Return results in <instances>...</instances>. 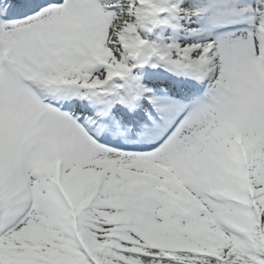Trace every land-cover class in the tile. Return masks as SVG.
<instances>
[{
	"label": "snow or ice",
	"instance_id": "1",
	"mask_svg": "<svg viewBox=\"0 0 264 264\" xmlns=\"http://www.w3.org/2000/svg\"><path fill=\"white\" fill-rule=\"evenodd\" d=\"M0 264H264V0H0Z\"/></svg>",
	"mask_w": 264,
	"mask_h": 264
}]
</instances>
